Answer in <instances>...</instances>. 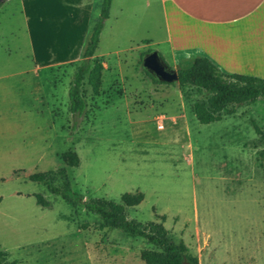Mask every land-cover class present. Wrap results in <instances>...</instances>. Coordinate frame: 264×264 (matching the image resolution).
I'll list each match as a JSON object with an SVG mask.
<instances>
[{
    "label": "rangeland",
    "instance_id": "rangeland-1",
    "mask_svg": "<svg viewBox=\"0 0 264 264\" xmlns=\"http://www.w3.org/2000/svg\"><path fill=\"white\" fill-rule=\"evenodd\" d=\"M28 1L29 37L21 30L8 36L19 27L17 15L0 22V249L7 258L144 264L139 252L150 246L143 239L102 226L95 214L28 179L62 169L83 200L119 202L124 192H140L142 200L125 207L128 218L161 223L197 264H264V176L256 159L264 147V98L198 123L192 103L204 92L186 86L183 94L144 74L141 54L163 46H140L139 8L118 0L94 55L102 64L98 93L83 81L85 109L71 129L67 88L79 61L32 70L31 55L46 57L49 43L50 60L80 56L100 0L89 27L56 14L44 19L41 0ZM66 150L76 154L75 166L61 159ZM53 182L60 184L58 175ZM37 194L46 206L36 204Z\"/></svg>",
    "mask_w": 264,
    "mask_h": 264
},
{
    "label": "crops",
    "instance_id": "crops-1",
    "mask_svg": "<svg viewBox=\"0 0 264 264\" xmlns=\"http://www.w3.org/2000/svg\"><path fill=\"white\" fill-rule=\"evenodd\" d=\"M96 1L41 0L42 16L46 19L48 15H52L53 18L56 14L58 21L65 24L74 19L77 23L89 27ZM117 1H110L109 12L103 20L97 46L104 25L107 24L108 30L113 24L109 23V18L115 20L113 9ZM28 2V0L0 1V22L4 17L17 15L19 18V27L17 30L15 28L9 30L8 36H15L16 31L21 30L23 37H29ZM120 2L122 6L130 3L138 6V21H142L143 27V34L139 38L140 46L162 45L161 52L158 50L159 47L155 52L161 55L162 61L169 68L175 70L193 57L204 56L223 73L264 77L262 74L264 0H120ZM65 30L70 31L68 27ZM2 37L0 31V38ZM81 43L80 56H66L58 60H50L48 54L51 52V46L46 43L44 48L46 57L41 56L37 59L32 53L31 59L35 60H31L33 63L31 69H47L78 62L85 46V43ZM97 46L93 55H96ZM3 49L7 53L10 51L7 45L3 46Z\"/></svg>",
    "mask_w": 264,
    "mask_h": 264
},
{
    "label": "trees",
    "instance_id": "trees-1",
    "mask_svg": "<svg viewBox=\"0 0 264 264\" xmlns=\"http://www.w3.org/2000/svg\"><path fill=\"white\" fill-rule=\"evenodd\" d=\"M110 1L100 0L97 18L87 37L82 57L74 67L69 81L67 110L72 117L71 129L76 126L78 118L85 109V101L82 96L83 81L89 86L92 94L98 93L102 64L93 54L103 20L109 12ZM157 55L163 60L158 52ZM167 67L169 66L167 65ZM143 72L153 83H167L158 81L144 69ZM175 72L177 75L176 84L183 94L186 86L204 92L205 95L202 99L192 103L194 117L201 124L218 120L222 112L232 114L234 105L249 104L258 98H264V78L223 73L204 56L193 57L189 62L175 69ZM60 157L69 166H75L78 162L76 154L70 150L61 153ZM256 159L264 176V147L257 151ZM56 175L60 178V184L53 182ZM28 179L39 182L49 194L60 197L71 206H79L95 214L102 226L117 229L130 237L143 239L150 246V248L142 249L139 252V258L144 264H182L183 261L197 264L196 257L188 253L181 242H173L167 237L161 223L140 222L128 218L125 207L137 205L143 197L140 192H124L119 196V202L104 198L83 200L80 195L72 191L62 169L34 172L28 176ZM34 198L36 204L46 206L41 195H34ZM0 264H16V262L9 260L7 253L0 249Z\"/></svg>",
    "mask_w": 264,
    "mask_h": 264
},
{
    "label": "water",
    "instance_id": "water-1",
    "mask_svg": "<svg viewBox=\"0 0 264 264\" xmlns=\"http://www.w3.org/2000/svg\"><path fill=\"white\" fill-rule=\"evenodd\" d=\"M141 66L146 72H148L158 81L174 84L177 83V75L175 70L167 67V65L159 58L155 51H150L142 56ZM182 264L189 263L183 261Z\"/></svg>",
    "mask_w": 264,
    "mask_h": 264
}]
</instances>
